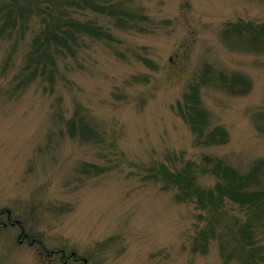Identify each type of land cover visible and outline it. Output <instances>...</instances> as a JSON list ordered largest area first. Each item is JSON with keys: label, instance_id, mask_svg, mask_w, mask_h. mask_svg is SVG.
Listing matches in <instances>:
<instances>
[{"label": "rangeland", "instance_id": "obj_1", "mask_svg": "<svg viewBox=\"0 0 264 264\" xmlns=\"http://www.w3.org/2000/svg\"><path fill=\"white\" fill-rule=\"evenodd\" d=\"M135 2L148 11L152 31H113L119 44L112 49L88 43L71 62L67 79L73 85L60 82L53 95L34 83L9 97L26 46L2 78L11 44L1 42L0 211H10L21 225L0 229V264H63L45 255L55 250L76 252L81 261L70 264H225L215 243L206 255L191 252L195 207L178 204L172 192L145 181L143 169L167 151L194 160L217 157L242 173L264 160V54L222 36L224 25L237 19L264 23V0ZM142 49L155 67L134 57ZM208 65L250 85L235 95L216 84L202 89L212 123L230 139L196 148L172 106ZM76 104L89 109L97 130L108 134L123 159L107 163L101 147L68 137L54 122L55 108L70 117ZM85 164L104 173L80 174ZM201 183L211 186L214 179ZM22 232L30 240L20 243Z\"/></svg>", "mask_w": 264, "mask_h": 264}, {"label": "trees", "instance_id": "obj_2", "mask_svg": "<svg viewBox=\"0 0 264 264\" xmlns=\"http://www.w3.org/2000/svg\"><path fill=\"white\" fill-rule=\"evenodd\" d=\"M152 25L146 8L135 0H0V45L11 44V58L4 63L2 78L7 76L20 46H26L9 97L34 83L51 95L60 82L72 86L67 79L74 70L71 62L89 48L88 43L99 42L112 49L119 44L113 31L147 34ZM222 36L241 41L251 52L264 54V23L237 19L224 25ZM133 54L146 67H155L145 49ZM248 83L237 74L228 76L209 65L189 82L172 111L188 127L194 147L222 146L230 139L225 128L212 123L202 102V89L216 84L229 94H245ZM60 104L61 98L56 101ZM52 117L61 123L68 137L101 147L107 163L123 159L116 151L117 145L110 143L108 134L97 130L89 109L81 104L75 105L70 117L58 107ZM79 172L94 176L104 170L85 164ZM143 173L145 181L172 192L178 204L195 207L198 223L192 253L206 255L215 243L225 264H264V160L254 162L248 172L242 173L217 157L202 154L194 160L186 152L167 151L161 160L149 163ZM204 177L213 178L214 183L202 184Z\"/></svg>", "mask_w": 264, "mask_h": 264}, {"label": "flooded vegetation", "instance_id": "obj_3", "mask_svg": "<svg viewBox=\"0 0 264 264\" xmlns=\"http://www.w3.org/2000/svg\"><path fill=\"white\" fill-rule=\"evenodd\" d=\"M7 220L9 221V218L8 217H7ZM1 223H2V225H4L5 224V221H1ZM18 240L20 241V243H22V240H28V238L21 237ZM70 256H73L74 257V254H71ZM60 257H61V261L62 262H66L68 264V262L70 260L69 257H65V255H64L63 252H61ZM65 258H66V260H65Z\"/></svg>", "mask_w": 264, "mask_h": 264}]
</instances>
